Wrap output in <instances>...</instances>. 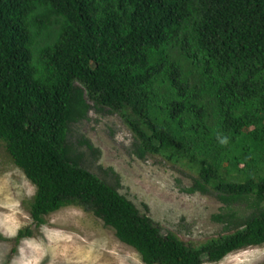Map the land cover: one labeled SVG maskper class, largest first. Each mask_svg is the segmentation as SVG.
Wrapping results in <instances>:
<instances>
[{
  "label": "trees",
  "instance_id": "trees-1",
  "mask_svg": "<svg viewBox=\"0 0 264 264\" xmlns=\"http://www.w3.org/2000/svg\"><path fill=\"white\" fill-rule=\"evenodd\" d=\"M92 110L139 159L190 170L184 191L216 198L228 232L193 246L87 169L79 146L97 149L69 137ZM0 142L36 189L15 245L77 206L144 264L264 246V0H0Z\"/></svg>",
  "mask_w": 264,
  "mask_h": 264
},
{
  "label": "rangeland",
  "instance_id": "rangeland-1",
  "mask_svg": "<svg viewBox=\"0 0 264 264\" xmlns=\"http://www.w3.org/2000/svg\"><path fill=\"white\" fill-rule=\"evenodd\" d=\"M69 138L76 145L91 141L97 152L80 145L82 164L107 182L118 183L119 192L166 232L193 246L228 232L212 218L221 212L216 198L184 191L192 184L190 170L159 156L141 160L133 153L132 133L117 114L92 110L88 119L73 125ZM35 191L0 142V264H144L113 229L77 206L48 215L40 229L32 226V236L15 245L8 239L31 226ZM207 264H264V246L244 248Z\"/></svg>",
  "mask_w": 264,
  "mask_h": 264
}]
</instances>
